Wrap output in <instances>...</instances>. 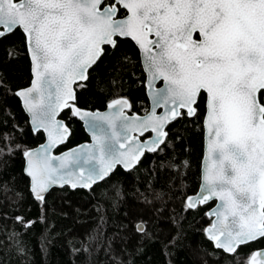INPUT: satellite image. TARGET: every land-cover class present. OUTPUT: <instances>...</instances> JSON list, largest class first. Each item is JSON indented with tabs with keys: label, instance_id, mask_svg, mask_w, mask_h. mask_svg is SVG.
Wrapping results in <instances>:
<instances>
[{
	"label": "snow or ice",
	"instance_id": "6c2138e0",
	"mask_svg": "<svg viewBox=\"0 0 264 264\" xmlns=\"http://www.w3.org/2000/svg\"><path fill=\"white\" fill-rule=\"evenodd\" d=\"M17 30L33 81L15 95L47 139L23 150L36 201L54 185L91 188L117 166L137 167L168 147L173 123L203 115L208 163L186 208L218 199L207 214L215 218L206 229L213 248L235 264H264V0H0V41ZM128 41L142 53L151 110L128 115L133 103L122 96L104 113L81 108L76 86L86 87L90 70ZM65 111L85 122L93 142L57 156L72 135L58 118ZM0 135V156L19 150ZM135 229L147 233L143 222Z\"/></svg>",
	"mask_w": 264,
	"mask_h": 264
},
{
	"label": "trees",
	"instance_id": "16d2710c",
	"mask_svg": "<svg viewBox=\"0 0 264 264\" xmlns=\"http://www.w3.org/2000/svg\"><path fill=\"white\" fill-rule=\"evenodd\" d=\"M144 78L137 48L132 41L122 43L90 70L86 87L76 86L79 106L103 109L126 95L140 111L147 105ZM31 79L24 34L17 30L0 41V83L5 86L0 89V134L11 136L19 146L0 156V264H235L207 239V211L215 202L194 210L185 204L200 185L203 115L173 123L168 147L146 153L137 167L118 166L88 189L53 188L38 202L30 192L23 150L39 145L45 136L33 131L15 95ZM60 116L72 135L57 152L89 139L78 118L67 111ZM140 222L146 234L136 231Z\"/></svg>",
	"mask_w": 264,
	"mask_h": 264
},
{
	"label": "water",
	"instance_id": "95a60500",
	"mask_svg": "<svg viewBox=\"0 0 264 264\" xmlns=\"http://www.w3.org/2000/svg\"><path fill=\"white\" fill-rule=\"evenodd\" d=\"M28 53H29V51H28ZM29 56H30V53H29ZM141 58H142V53H141ZM30 61H31V58H30ZM31 73H32V79H31L30 84H29L28 86H26V87L21 88V89H25V88L30 87V86H31V83H32V81H33V63H32V61H31ZM148 96H149V95H148ZM149 98H150V96H149ZM20 100H21V99H20ZM150 101H151V98H150ZM21 103H22V100H21ZM22 106H23V105H22ZM80 107H81V106H80ZM151 107H152V102H151ZM23 108H24V107H23ZM81 108H83V107H81ZM83 109H86V110H89V111H98V112H101V113H104V112L108 111L107 106H106L104 109H94V110H93V109H89V108H83ZM24 110H25V109H24ZM150 110H151V109H150ZM25 112H26V114L28 115L30 125H31L32 128H33V125H32V123H31V114L28 113L26 110H25ZM60 115H61V114H60ZM128 115H131V114L128 113ZM132 115H134V114H132ZM135 115H139V114H135ZM141 116H142V115H141ZM58 118L63 119L61 116L58 117ZM78 119H79V118H78ZM63 120L66 121L65 119H63ZM79 120H80V119H79ZM80 121L82 122L83 127H84V129H85L87 135L89 136V139L86 140V141H84V142H81V143H79V144H76V145H74V146H72V147H69V148H67V149H65V150H62V151H60V152H57L56 149H57L59 146H61V145H59L57 148H55V149L53 150V155L62 156V155H64L65 153H67V152H69V151H71V150H73V149H77V148H79V147L82 146V145L91 144V143L93 142V141H92V133H91V131L88 129V126L85 124L84 121H82V120H80ZM203 127H204V151H203V157H202V161H201L200 185H199L198 191H197L196 193L190 195L191 197L198 196V195L201 193L202 188H203V174H204V171H205V169H206V167H207V163H208V161H207V156H208V135H207L206 127H205V125H204V119H203ZM44 136H45V140H44L42 143H40L39 145H37V146H35V147L29 148V149H31V150H37V149L40 148L41 145L45 144V143L47 142L46 134H44ZM64 144H65V143H64ZM24 159H25L24 171H25V174L27 175V171H26V157H25V156H24ZM121 167H122V166H121ZM116 168H117V167H116ZM116 168H115V169H116ZM122 168H123V167H122ZM115 169H114V170H115ZM125 170H127V169H125ZM27 176H28V175H27ZM28 177H29V176H28ZM29 179H30V184H31V178L29 177ZM98 182H100V181H98ZM98 182H97V183H98ZM64 186H69L71 189H73L70 185H64ZM64 186L54 185V186H52L51 189H53V188H62V187H64ZM77 188H81V187H77ZM77 188H75V189H77ZM51 189H50V190H51ZM85 189H88V188H85ZM190 196H189V197H190ZM212 201H214L215 204H214V205H213V206L207 211V214L213 212V211L216 209L217 205L220 203V201H219L218 199L210 200L208 203H210V202H212ZM208 203H206V204H208ZM206 204H204V205H206ZM208 216H209V215H208ZM210 218H211V221L215 219L214 217H210ZM209 226H210V223L206 226V228H205V232H206V229H207Z\"/></svg>",
	"mask_w": 264,
	"mask_h": 264
},
{
	"label": "flooded vegetation",
	"instance_id": "af4514ba",
	"mask_svg": "<svg viewBox=\"0 0 264 264\" xmlns=\"http://www.w3.org/2000/svg\"><path fill=\"white\" fill-rule=\"evenodd\" d=\"M198 35V34H197ZM195 38V37H194ZM133 44H134V42H132ZM135 45V44H134ZM135 47L137 48V50H138V52H139V56H140V63H141V67H142V58H141V52H140V50L138 49V47L135 45ZM142 70H143V68H142ZM144 72V71H143ZM144 76H145V78H146V74L144 73ZM145 78H144V80H145ZM157 87H163V82H160V83H158L157 85H156ZM146 92V91H145ZM122 97H127V98H129L128 96H124V95H121ZM146 96H147V105L146 106H144L142 109H140V111L139 110H136V109H134V108H132L131 110H129L128 111V113L129 114H139V115H145L148 111H150V109H151V101H150V98H149V96H148V94L146 93ZM117 97H120V96H117ZM116 97V98H117ZM130 99V98H129ZM131 100V99H130ZM132 102V101H131ZM107 106V105H106ZM104 109V108H103ZM158 111V113L160 112V111H162V109H158L157 110ZM151 134L150 133H146L145 134V137H148V136H150ZM145 137H141V139H144ZM118 167V166H117ZM119 167H121V166H119ZM122 168V167H121ZM124 169V168H123ZM125 170V169H124Z\"/></svg>",
	"mask_w": 264,
	"mask_h": 264
}]
</instances>
